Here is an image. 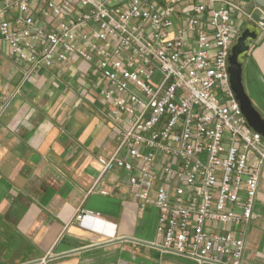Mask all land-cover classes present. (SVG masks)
I'll use <instances>...</instances> for the list:
<instances>
[{"label": "built area", "instance_id": "obj_1", "mask_svg": "<svg viewBox=\"0 0 264 264\" xmlns=\"http://www.w3.org/2000/svg\"><path fill=\"white\" fill-rule=\"evenodd\" d=\"M258 10L240 0H0V45L29 73L73 57L90 64L120 137L98 158L102 173H128L141 206L155 207L163 250L244 264L239 229L254 213L264 137L233 96L227 56L245 21L264 31Z\"/></svg>", "mask_w": 264, "mask_h": 264}, {"label": "crops", "instance_id": "obj_2", "mask_svg": "<svg viewBox=\"0 0 264 264\" xmlns=\"http://www.w3.org/2000/svg\"><path fill=\"white\" fill-rule=\"evenodd\" d=\"M240 1L257 12L252 0ZM28 71L0 45V264H208L163 250L155 207L141 206L128 173H102L98 158L111 156L120 137L90 64L73 57ZM245 84L264 113L262 29ZM239 230L243 263L264 264V172Z\"/></svg>", "mask_w": 264, "mask_h": 264}, {"label": "water", "instance_id": "obj_3", "mask_svg": "<svg viewBox=\"0 0 264 264\" xmlns=\"http://www.w3.org/2000/svg\"><path fill=\"white\" fill-rule=\"evenodd\" d=\"M264 9V0H252ZM260 27L256 23L247 24L236 36L227 56L229 84L247 123L264 137V113L250 97L245 84L246 56L255 45Z\"/></svg>", "mask_w": 264, "mask_h": 264}, {"label": "rangeland", "instance_id": "obj_4", "mask_svg": "<svg viewBox=\"0 0 264 264\" xmlns=\"http://www.w3.org/2000/svg\"><path fill=\"white\" fill-rule=\"evenodd\" d=\"M260 15H261V12L260 11L258 12L257 10V12L255 13L256 18H259Z\"/></svg>", "mask_w": 264, "mask_h": 264}]
</instances>
